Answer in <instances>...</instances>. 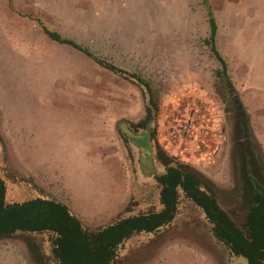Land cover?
<instances>
[{
    "label": "rangeland",
    "instance_id": "obj_1",
    "mask_svg": "<svg viewBox=\"0 0 264 264\" xmlns=\"http://www.w3.org/2000/svg\"><path fill=\"white\" fill-rule=\"evenodd\" d=\"M205 9L203 0H0V174L7 184L8 200L22 202L45 194L33 180L21 177L17 178L18 195L11 191L10 148L24 170L44 174L45 182L67 188L69 202L80 212L74 214L87 229L160 210L161 185L156 178L139 180L136 138L152 128V156L159 161L157 129L161 121L168 125L173 100L199 94L211 97L219 107L221 135H215L219 144L198 160L172 156L207 175L216 185L220 206L240 225L244 223L251 198L243 146L232 93L227 80L217 75L222 63L206 42L210 32L205 27ZM30 10L49 29L112 62L123 73L100 66L69 43L51 40L43 25L26 17ZM258 61L243 80L261 91L264 63ZM226 70L234 83L229 67ZM104 120L110 127L104 135H113V152L100 144ZM123 122L136 137L122 131ZM249 125L255 169L264 175V135H253L251 121ZM3 135H8V141ZM95 139L97 148L91 143ZM163 149L171 155L169 148ZM165 170L162 164L157 175ZM135 181L145 190L139 188L136 197H129L127 208L109 220L107 213L130 193ZM94 220L97 223H91ZM0 264H58L50 234L18 232L1 240ZM117 264L248 262L214 235L204 211L181 192L173 221L154 233L131 236L120 246Z\"/></svg>",
    "mask_w": 264,
    "mask_h": 264
},
{
    "label": "trees",
    "instance_id": "obj_2",
    "mask_svg": "<svg viewBox=\"0 0 264 264\" xmlns=\"http://www.w3.org/2000/svg\"><path fill=\"white\" fill-rule=\"evenodd\" d=\"M210 25L211 34L206 42L222 63L223 68L217 71V75L227 80L232 93V107L239 135L242 115L246 127L250 126L249 114L227 75V63L216 48L217 24L212 13ZM45 32L59 42L69 43L90 54L87 48L64 39L57 32L47 28ZM104 64L115 72L123 73L114 65ZM158 158L166 168L165 173L155 176L162 187V208L122 217L97 230L87 229L68 205L53 198L36 197L22 202H7V184L0 174V241L11 238L18 232H48L52 255L58 264H117L119 248L131 236L140 232L154 233L173 221L178 214L183 192L204 211L213 225L214 235L234 255L245 257L248 264H264V192L255 190L249 182L247 196L251 198V202L244 223L240 225L220 206L216 185L207 175L191 164L177 161L161 148L158 150ZM173 163L177 166H172ZM254 164L256 167L255 159ZM257 175L264 184L262 172L259 171Z\"/></svg>",
    "mask_w": 264,
    "mask_h": 264
},
{
    "label": "crops",
    "instance_id": "obj_3",
    "mask_svg": "<svg viewBox=\"0 0 264 264\" xmlns=\"http://www.w3.org/2000/svg\"><path fill=\"white\" fill-rule=\"evenodd\" d=\"M203 3L206 8L205 27L208 28L211 34L210 13H212L217 24V35L215 39V45L217 43L216 48L228 64L227 67H229L230 74L233 75V85H235V87L237 86V90H239V92L241 93V101L249 114V121H251L254 130L253 133L254 135H258V137L259 135H264V89H260L261 91H259L256 89L255 86L248 84L246 83V81L243 80V77L247 75V73L251 72V70L254 68L255 63L257 62V58L260 60V62L258 61L260 65H263L262 62L264 63V0H203ZM26 13L27 18L35 20L41 26H44H42L44 28V32L45 28H47L50 31L57 32L63 38H65L64 35H62L59 31L49 29V27L46 25L44 19L41 16L33 14L31 10L27 11ZM247 28H249V30H247ZM247 31H249V33H247ZM46 35L51 40L57 43L65 44L63 42H59L51 38L47 33ZM209 37H207L206 39H208ZM27 38L29 39L28 34ZM67 40H70V38H67ZM89 52L90 54L84 52V55L92 58L96 63L100 64V66L115 72L113 69L109 68L104 64L108 63L110 65H114L112 62L98 57V55H96L90 50ZM118 68L120 69V67ZM261 69H264V67H262ZM236 79H238V84L242 85L241 89L240 87L238 88ZM193 90L195 89H190V92ZM193 95L203 100L209 106V116L212 122L213 129L211 134L208 135V147L204 149H198L195 147V149L191 148L190 150H186L182 149L179 144H173V142L169 139L168 136V125L165 124L164 121H161L162 124L160 128L157 129L156 134L160 135L159 146L161 149H163V146L169 148L168 151L171 152L170 156H172V154H181V156H183V158L187 159L188 161L191 159L198 160L199 156L203 155V153H209L215 150L219 144V138H216L215 135H221L218 133V130H221V118L218 112L219 107L216 105L217 103L211 97H204L199 94ZM181 100V97H175V99L173 100L174 105L172 106V108L178 105ZM109 122L111 127L112 118L109 120ZM102 124L104 125L103 128L106 127L104 129L102 128L103 130H100L102 135H104V133H107L106 129L110 127L107 126V122L105 120L102 121ZM3 136L4 140L8 141V135ZM112 140L113 135H104L101 139V147L104 145L105 149H108L109 152H113V149L111 147ZM93 142L95 147L97 148V139H95V141H91L92 144ZM196 150H199V153L195 152ZM1 152L2 147L0 144V154ZM116 152L118 153V151ZM8 154L9 156L7 157L10 159V163L12 166L11 168L13 169V185H11V191H14L15 194L18 195L21 184H19L17 178L21 177L26 178L27 180L31 179V181L33 180V182H35L41 188V190L45 191L44 195L35 196L33 198H53L68 205V207L71 208V211H73V213H80L79 211L74 210V207H72V203L69 202L70 194L64 185H56L53 182H45V180H42L44 179L43 177H45L44 174H41L39 176L35 173H32L31 171H28L27 169L24 170L22 164L15 159L16 157L12 154L10 148ZM123 158L124 157L122 154V159ZM152 158L154 159L155 164L157 163V166L161 168L163 163L160 161V159L158 161L155 156H152ZM140 173L141 176L139 177V180L141 179V183L146 182L145 180H155V176L157 175L156 173L150 178H145L141 172V169ZM14 178H16V180ZM140 182L136 183L135 181V184L133 185L130 193L128 192L125 197L122 198L121 202L118 204L117 207H115L112 212L107 213V215H109V220L112 221L115 217H117L121 212H123L127 208L131 200L129 199V197H136V195L140 192L138 191L140 190L139 188H141L142 191L145 190V185H140L141 187L138 186ZM7 201L9 203L20 202L18 200H8V198ZM94 221L95 222L91 221V223H97L96 220Z\"/></svg>",
    "mask_w": 264,
    "mask_h": 264
},
{
    "label": "built area",
    "instance_id": "obj_4",
    "mask_svg": "<svg viewBox=\"0 0 264 264\" xmlns=\"http://www.w3.org/2000/svg\"><path fill=\"white\" fill-rule=\"evenodd\" d=\"M209 113V106L203 100L188 95L171 109L168 119L169 139L186 150L208 147V135L213 129Z\"/></svg>",
    "mask_w": 264,
    "mask_h": 264
},
{
    "label": "water",
    "instance_id": "obj_5",
    "mask_svg": "<svg viewBox=\"0 0 264 264\" xmlns=\"http://www.w3.org/2000/svg\"><path fill=\"white\" fill-rule=\"evenodd\" d=\"M242 121L240 123L241 132L239 137L243 146V153L245 157V174L248 181L254 186L255 190H260L264 192V184L258 177L255 169L254 158L251 154L250 143L248 140V128L246 127V121L242 115ZM153 125V121H150ZM122 131L127 135H135V132L129 128L127 122L121 124ZM154 148V139H153V130L152 128H146L143 133L137 136L135 152L137 153V158L139 161L140 169L145 178H150L154 174L159 173L161 168L155 164L152 159L151 151ZM172 166H177L175 163L171 164ZM8 202V201H7ZM239 256V255H236ZM243 257V256H241ZM245 258V257H244ZM248 262V260H247Z\"/></svg>",
    "mask_w": 264,
    "mask_h": 264
},
{
    "label": "flooded vegetation",
    "instance_id": "obj_6",
    "mask_svg": "<svg viewBox=\"0 0 264 264\" xmlns=\"http://www.w3.org/2000/svg\"><path fill=\"white\" fill-rule=\"evenodd\" d=\"M165 172H166V170H165ZM165 172H164V173H165ZM162 174H163V173H162ZM159 175H160V174H159ZM155 178H156V177H155Z\"/></svg>",
    "mask_w": 264,
    "mask_h": 264
}]
</instances>
